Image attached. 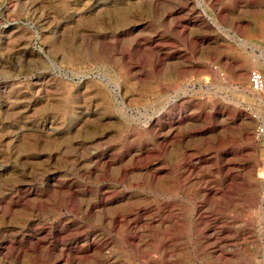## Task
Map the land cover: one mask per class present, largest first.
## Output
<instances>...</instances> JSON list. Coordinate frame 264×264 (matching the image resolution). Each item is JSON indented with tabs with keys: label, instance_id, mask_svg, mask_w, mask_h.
<instances>
[{
	"label": "rangeland",
	"instance_id": "obj_1",
	"mask_svg": "<svg viewBox=\"0 0 264 264\" xmlns=\"http://www.w3.org/2000/svg\"><path fill=\"white\" fill-rule=\"evenodd\" d=\"M251 68L264 0H0V264H264Z\"/></svg>",
	"mask_w": 264,
	"mask_h": 264
},
{
	"label": "built area",
	"instance_id": "obj_2",
	"mask_svg": "<svg viewBox=\"0 0 264 264\" xmlns=\"http://www.w3.org/2000/svg\"><path fill=\"white\" fill-rule=\"evenodd\" d=\"M249 85L253 90L259 91L264 88V75L261 70L257 68H251L248 71ZM263 126H259L257 131L262 132Z\"/></svg>",
	"mask_w": 264,
	"mask_h": 264
},
{
	"label": "bare ground",
	"instance_id": "obj_3",
	"mask_svg": "<svg viewBox=\"0 0 264 264\" xmlns=\"http://www.w3.org/2000/svg\"><path fill=\"white\" fill-rule=\"evenodd\" d=\"M241 78H242V77H241ZM262 90H264V88H263Z\"/></svg>",
	"mask_w": 264,
	"mask_h": 264
}]
</instances>
